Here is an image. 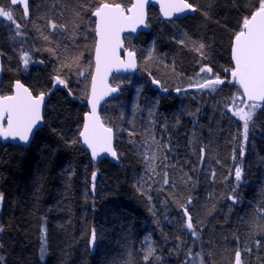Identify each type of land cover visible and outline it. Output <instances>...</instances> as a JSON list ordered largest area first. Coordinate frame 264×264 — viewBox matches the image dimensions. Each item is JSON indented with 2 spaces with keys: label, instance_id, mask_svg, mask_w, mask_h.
Returning <instances> with one entry per match:
<instances>
[{
  "label": "trees",
  "instance_id": "trees-1",
  "mask_svg": "<svg viewBox=\"0 0 264 264\" xmlns=\"http://www.w3.org/2000/svg\"><path fill=\"white\" fill-rule=\"evenodd\" d=\"M100 2L29 0L30 19L15 6L22 37H16L12 54L3 50L0 21L1 94H11L15 81L22 82L34 95L48 94L43 127L30 146L0 143V194L4 197L0 202V226L4 228L0 256L5 264H145L146 238L159 257L151 258L157 264H184L189 248L194 257L200 254L189 264H234L237 247L251 249L242 253L244 264H264V216L257 211L264 208V112L256 110L253 119L257 126L245 141L243 121L228 111L234 103L247 111L246 104L233 101L238 86L225 83L213 92L196 88L194 83L196 76L216 75L227 82L225 69L232 67L231 39L256 0H189L198 11L179 19V27L162 20L157 9H148L149 31L124 38L126 48L138 57L139 71L112 77L111 84L118 87L119 95L100 111L102 121L115 134L118 166L106 160L94 164L79 140L95 44L91 11L80 5L94 8ZM104 2H117L125 8L131 5V0ZM0 6L13 7L11 0H0ZM75 11L81 13L82 20L76 19ZM202 12H207L209 19ZM48 20L68 25L67 33L56 30L59 34L50 45L41 35H51ZM73 21L88 36L87 41L83 35L78 37L79 48L67 38L74 31ZM181 39L187 46L178 43ZM56 40L61 43L57 49L60 60L45 50L57 48ZM192 41L207 45L206 59L191 50ZM63 43L72 54L89 56L90 67L84 64L85 55L81 59L84 78L75 74L79 70L75 64L73 71L61 68V60H65ZM21 50L28 51L33 60L26 71L19 59ZM145 50H150L151 57L143 64L141 52ZM202 66L211 67L212 73L201 72ZM57 70L63 79L68 71V88L52 79ZM153 79L159 85L153 84ZM185 88L189 89L173 95L175 89ZM139 90V122L146 117V102L158 99L152 133L138 127L127 129L129 104ZM153 136L169 145L168 149L157 150L158 175L146 171L142 156L149 151L143 145ZM73 140L77 143L70 144ZM241 147L245 149L243 158ZM201 148L205 149L203 158ZM164 156L168 158L166 163L174 166L164 168ZM237 165L243 169V179L233 193ZM164 171L169 174L168 185L163 184ZM230 195L236 196L235 203L228 199ZM190 197L188 210L200 233L196 241L182 227L185 217L180 206ZM42 237L47 242L43 259Z\"/></svg>",
  "mask_w": 264,
  "mask_h": 264
},
{
  "label": "snow or ice",
  "instance_id": "snow-or-ice-1",
  "mask_svg": "<svg viewBox=\"0 0 264 264\" xmlns=\"http://www.w3.org/2000/svg\"><path fill=\"white\" fill-rule=\"evenodd\" d=\"M149 2L150 0H135L128 8L123 7L120 3H108L104 2V0L96 4L94 8H90L89 5L84 3L80 5L85 10L91 11V15L96 17L95 34L97 40L95 45V74L92 75L91 96L88 98L91 112L85 114L83 130L79 133L83 144L91 150L93 161H96L102 152H106L114 159H118V154L112 147L113 129L103 125L100 116L97 114V106L105 96L117 92L118 90L117 87L108 86V73L113 68L118 70L121 66L125 69L136 67L135 54L133 51L126 50L128 56L127 63H125L121 55L117 52L118 49L123 47L120 33L129 28L131 31L135 32L136 24L144 23L145 7ZM157 2L160 4V10L165 20L176 27H179L180 22L175 17L186 15L188 12L195 13L198 11L197 6L190 3L189 0H157ZM11 5L13 7L8 9L0 6V18L9 21L11 25L15 26V36L18 37L21 36L20 29L22 25L17 22L14 16V12L16 11L15 6L22 5L24 16L30 19L29 0H11ZM251 7L252 10L248 15L243 17L239 30L235 32L231 39V60L233 66L225 69V71L230 72L231 75V79L227 80V83L238 86L237 92L233 96V101L240 100L241 103L246 104L247 107V111H245L239 104L234 103L232 107L228 108V111L232 112L234 116L243 121L245 141L248 139L250 130L257 126L256 121L253 119V117L257 115L256 110L260 109L264 112V103H259L264 102V0H256V3ZM128 13H131V15H128ZM202 14L205 16V19H209V14L207 12H202ZM74 16L77 20L83 19L79 11H75ZM72 24L74 31L67 38L72 41L73 45L79 48V45L76 44L78 37L83 35L84 40L87 41L88 36L86 31L80 28V24L75 21H73ZM48 26L49 29L52 30L51 35L43 33H41V35L44 41L49 45L53 43V37L59 34L56 31L57 29H59L60 33L68 32L67 24H57L53 20H48ZM145 27H147V25H145ZM87 30L90 31L91 28L89 27ZM184 36L187 38V33H184ZM55 42L57 48L48 47L45 50L49 51L54 57L60 60L57 49L61 47V43L59 40ZM178 43L182 46H187L185 39L179 40ZM206 49L207 45L204 42L192 41L191 50L196 52L201 59L207 58ZM64 52L66 54L69 52L67 46H64ZM0 55H3V53H0ZM83 55V52H76L70 57L66 55L65 60H61V68L66 67L69 71H73L72 66L75 64L76 69H79L75 74L81 77L85 76V70H82L84 66L81 64ZM149 55H151V53H149ZM19 59L25 71L28 69L29 64L33 62L30 53L25 50L20 51ZM41 63H43V61H41ZM88 67H90V65H88ZM2 70L3 68L0 66V71ZM200 71L211 74L212 68L202 66ZM52 79L56 84L68 88L66 80L60 77L59 70H57V75L53 76ZM152 83L159 85V82L155 79H153ZM225 83L226 81L221 79L218 75L214 76V78L211 76L207 78L202 77L200 80L196 81L200 89H209L213 92L217 91L218 86ZM14 88L15 92L12 95L0 94V122L6 121V126L0 123V137L5 139L11 138L13 141H19L26 145L30 142V134L33 132V129L42 122L43 117L41 109L45 102L46 93L41 92L39 95H34L29 88L25 87L19 81L15 82ZM162 90L167 91V89ZM177 91H179V89H177ZM68 94L70 96L73 95L71 89H69ZM244 98H246V101ZM149 114L152 115L153 113L150 111ZM132 135L133 133L130 131L129 136ZM69 143L75 144L77 141L73 140ZM151 143L156 145V148H150L149 143L145 142L143 146L149 149V151L142 153V156L146 171L158 175V173H156V168L159 167V165L156 164V160L160 159V157L157 154V150L162 151L163 149H168L169 145L156 141L154 136L151 138ZM200 152L203 158L205 149L201 148ZM244 155L245 149L241 147L240 157L243 158ZM167 159V156L163 157L164 168L174 166L166 163ZM163 176V184L168 185L170 182L168 172L164 171ZM92 178L93 181H95V172L92 173ZM242 179L243 169L240 165H237L235 168V181L237 183L236 187L232 189L233 193H236ZM93 191H95V183H93ZM141 194L143 195L144 193L142 192ZM3 199V194H0V202H2ZM149 199L151 198L149 197ZM228 199L233 200V203L236 202V196L234 195H230ZM187 203H192L191 197L188 199ZM180 207L183 210L184 217H186L182 227L187 230L194 241L199 240L200 233L193 223L188 207L186 205H181ZM257 211L264 216V208L257 209ZM3 231L4 228L0 226V233ZM45 231V229H42V232ZM95 239L96 232L93 230V244ZM177 239H180V237H177ZM256 244L259 247L260 241L256 240ZM179 247L180 246L177 245V248ZM46 249L47 242L46 239L42 237L40 248L41 259L44 258ZM244 251L250 252L251 249H240L237 247L234 264H244L242 259V253ZM199 255V253H196L195 257H199ZM186 256L187 259L184 264H189L190 261H194L195 259L191 248L187 250ZM150 258L159 259V257L155 256V248L151 246V244L148 245L143 256L145 264H149ZM0 264H5L3 256H0ZM200 264H203V262L201 261Z\"/></svg>",
  "mask_w": 264,
  "mask_h": 264
},
{
  "label": "water",
  "instance_id": "water-1",
  "mask_svg": "<svg viewBox=\"0 0 264 264\" xmlns=\"http://www.w3.org/2000/svg\"><path fill=\"white\" fill-rule=\"evenodd\" d=\"M135 0H131V3H134ZM131 6V5H130ZM129 6V7H130ZM150 7H153L155 9L158 10V13L161 17L162 20L164 21H167L165 20L163 14L161 13V10H160V4L157 2V0H150V2L146 5L145 7V21L143 24H136V31L133 32L129 29H126L125 31L121 32L120 33V38H121V42L123 44V47L118 49L117 52L119 55H121V58L125 61V63L128 62V56H127V51H132L131 49L129 48H126L125 46V43H124V38L126 36H131L133 38H136L140 33L142 32H148L149 31V27H145V25H147V18H148V15H147V11ZM128 15H131V13H128ZM194 15V13L192 12H188L186 13V15H180L178 17H175L177 20L179 19H182V18H185V17H188V16H192ZM92 16V15H91ZM92 19L94 20V36H95V44H94V50H93V58H92V61H93V70H92V73H91V78H90V85H89V93H88V97H87V100H86V113H89L91 112V106L89 105L88 103V98L91 96V90H92V83H91V80H92V75L95 74V45H96V40H97V37H96V34H95V20H96V17H93L92 16ZM127 50V51H126ZM135 54V52H134ZM230 60H231V49H230ZM135 63H136V67L135 68H127L125 69L124 67H120L118 70L116 68H113L109 73H108V79H107V84L109 87H116V86H113L111 84V80H112V77H127V76H130V75H134L135 73H137L139 71V60H138V57L137 55L135 54ZM231 64H232V60H231ZM0 66H2V60H1V55H0ZM233 66V64H232ZM226 74L229 75V80L231 79V75H230V72H226ZM2 76H3V73L2 71H0V89H1V82H2ZM16 82V81H15ZM15 82L13 83L12 85V88H11V94L9 95H12L14 94L15 92V88H14V85H15ZM20 82V81H19ZM21 84H23L22 82H20ZM24 85V84H23ZM231 85V84H229ZM25 87H27L26 85H24ZM28 88V87H27ZM199 88V87H198ZM118 89V87H117ZM189 88H185V89H179V91L177 90H174L173 91V95L174 96H178L180 95L183 91H186L188 90ZM30 90V89H29ZM0 94H1V90H0ZM39 95V94H38ZM119 95V89L117 90V92H114V93H110L108 96H105L103 100L100 101L99 105L97 106V114L100 116L101 118V115H100V111L103 107V105L107 102V101H110V100H113L115 99L117 96ZM47 97H48V94H46L45 96V102H44V105L42 106V109H41V114H42V117L44 115V108H45V104H46V101H47ZM245 101H246V98H244ZM250 103V102H248ZM259 103H264V102H259ZM85 113V114H86ZM84 114V116H85ZM101 122L103 123L104 126L106 127H109L107 125L104 124V122L102 121V118H101ZM2 123L4 126H6V121L4 122H0ZM83 125H84V117H83V123H82V126H81V129L80 131L83 130ZM43 127V119H42V122H40L36 128L33 129V132L30 134V142L28 144H23L22 142H19V141H13L11 138H8V139H5L3 137H0V143L3 142V143H9L11 145H14V146H19L21 148H28L33 140V137L34 135L36 134V132H38L41 128ZM80 133V132H79ZM79 140H80V143H81V146L83 148L84 151H86L92 162L93 163H99L100 161L102 160H106L114 165H119L120 164V161L119 159H114L111 155H109L108 153L106 152H102L100 153L99 157L97 158L96 161H93L92 159V154H91V150L87 148L86 145L83 144L82 142V138L80 137L79 135ZM114 144H115V134H114V131H113V140H112V147L113 149L115 150L114 148ZM116 151V150H115ZM191 204H187L186 206H190ZM186 219V217H185ZM235 260V258H234Z\"/></svg>",
  "mask_w": 264,
  "mask_h": 264
},
{
  "label": "rangeland",
  "instance_id": "rangeland-1",
  "mask_svg": "<svg viewBox=\"0 0 264 264\" xmlns=\"http://www.w3.org/2000/svg\"><path fill=\"white\" fill-rule=\"evenodd\" d=\"M16 6L20 7L21 9H23L22 5H16ZM0 21H3L2 22V30H1V42H2L3 48H4L3 50H5L6 52H9L10 54H12V51L15 48V42L12 43V40L15 41V39L17 37V36H15V29H14L15 26L14 25H11L9 23V21H6V20L4 21L2 18H0ZM94 38H95V36H94ZM63 45L65 46L66 43H63ZM68 49H69V52L67 54L65 52L62 53L64 59H65V56L66 55L69 56V57L72 55L71 49L69 47H68ZM93 50L94 49L92 47V49H91V53L92 54H91V57H90V62L91 63H93V61H92V58H93ZM149 53H151L150 50H148V52L146 53V55L141 56V62L143 64H146L147 62L149 63V60H150V57H151V55H149ZM84 55H85V53H84ZM90 62H89V56L88 55H85L84 56V64L88 66ZM92 70H93V66H92V69H91V73H92ZM67 74H69L68 71L65 73L66 76L64 78L66 80H69V76H67ZM80 78H84V76H82V77L80 76ZM90 78H91V75H90ZM197 80H200V78L198 76L195 77L194 83H196ZM74 82L76 84H78V79L77 80L74 79ZM201 82H202V80H201ZM73 85H75V84H73ZM89 85H90V79H89ZM139 92H140V90L137 91V92H134V94L132 96V99H131V103L129 104V108H128V113H129V126H128L127 129L133 130V129H136V127H138L140 129H142L145 133H149V132L152 133V127H153V121L152 120H153V118L156 115V110H157V105H158V99L156 98L154 101L153 100H148L146 102V104H145V106H146V110H145L146 117L143 120V122H139L136 119V117H137L136 115L140 111V108H138V95H139ZM88 93H89V86H88ZM134 109H135V111H134ZM150 111L153 113L152 115L149 114ZM149 145H150V148H152V149H155L156 148L155 145L151 143V141L149 142ZM149 244H151V243H149V240H147L146 241V249H147V247H148Z\"/></svg>",
  "mask_w": 264,
  "mask_h": 264
},
{
  "label": "bare ground",
  "instance_id": "bare-ground-1",
  "mask_svg": "<svg viewBox=\"0 0 264 264\" xmlns=\"http://www.w3.org/2000/svg\"><path fill=\"white\" fill-rule=\"evenodd\" d=\"M157 25H158V24H157ZM158 27H161V26L158 25ZM158 27H157V28H158ZM14 42H15V41L12 40V43H14ZM6 48H7V47H6ZM141 48H143V47H141ZM141 48H140V49H141ZM147 52H148L147 50L142 51V52H141V56L146 55ZM175 90H177V89H175ZM131 95H132V94H131ZM102 161H104V160H102ZM102 161H100V162H102ZM100 162H99V163H100ZM94 164H95V163H94ZM96 164H98V163H96ZM187 204H188V203H186V205H187ZM182 212H183V210H182ZM185 220H186V219H185ZM147 240H149V238H146V240H145V244H146V241H147ZM149 243H151L150 240H149ZM151 245H152V244H151ZM150 260H151V258H150ZM150 262L153 263V264H154V263L157 264V261H153V260H151Z\"/></svg>",
  "mask_w": 264,
  "mask_h": 264
},
{
  "label": "flooded vegetation",
  "instance_id": "flooded-vegetation-1",
  "mask_svg": "<svg viewBox=\"0 0 264 264\" xmlns=\"http://www.w3.org/2000/svg\"><path fill=\"white\" fill-rule=\"evenodd\" d=\"M225 75H226V77L225 78H227L229 75L228 74H226V72H225ZM225 80V79H224ZM228 80H229V78H228ZM196 88H198V86H196Z\"/></svg>",
  "mask_w": 264,
  "mask_h": 264
}]
</instances>
